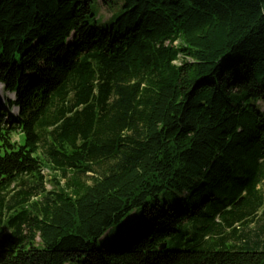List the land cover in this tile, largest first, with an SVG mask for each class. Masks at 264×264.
Instances as JSON below:
<instances>
[{"label": "trees", "instance_id": "16d2710c", "mask_svg": "<svg viewBox=\"0 0 264 264\" xmlns=\"http://www.w3.org/2000/svg\"><path fill=\"white\" fill-rule=\"evenodd\" d=\"M98 1L0 0V264H264V0Z\"/></svg>", "mask_w": 264, "mask_h": 264}, {"label": "rangeland", "instance_id": "374dc122", "mask_svg": "<svg viewBox=\"0 0 264 264\" xmlns=\"http://www.w3.org/2000/svg\"><path fill=\"white\" fill-rule=\"evenodd\" d=\"M122 0H107L106 4H103L101 1H98L96 3H93V11L96 14V19L99 24H105V26H110L112 25V17L113 15L118 13V9L121 5ZM71 38L68 39V42H71ZM10 98L13 99L14 95L11 92L4 91L2 86H0V99L2 100L3 98ZM5 106V105H4ZM260 110L264 111V102L259 103ZM7 113L12 112L13 110L16 112L17 107H9L7 109V106H5ZM11 114V115H10ZM9 116H15L12 113H9ZM13 139L15 141L18 140L17 134L13 136ZM44 147H40V151L43 152ZM43 185L40 186L38 183V180H36L34 177H31L29 175H21L19 176L11 185L6 188L4 193L8 199L7 204H11L15 202L16 200L21 199V197L24 196L25 193L30 192L31 193V199L30 202H35V201H42L43 196L51 191V190H56L55 186L53 184V181L60 182L59 186L64 185L65 179H67L71 172L68 171L66 174V178L64 179L62 175L58 171H52L48 169V167L44 166L43 168ZM89 176L91 173L88 174ZM260 190L264 195V182L260 185ZM230 194H225L224 196L230 197ZM221 204H216L217 207H222L223 203ZM10 202V203H9ZM215 210V209H213ZM264 205L258 209L257 213L254 216V222L253 224H249L246 229L243 230V232L251 234L254 232V230H258L259 228L264 227ZM211 212V211H210ZM13 213V211L9 212L7 210L3 211L2 214V226H3V233L6 234L9 232V230L6 228V219ZM140 216V212H137V214L133 217L137 218ZM132 217V216H131ZM208 219L205 217H196V220L193 223H190L188 225V228L186 231H184L185 238L188 239V241L185 240L184 244L181 246L183 250H188V249H193V248H200V249H211V246L214 245L216 242L215 236H213L210 232L206 230V225H207ZM119 226H115L113 228V236L118 235L119 231ZM235 227H239L240 230L242 229L241 225H235ZM231 229L224 228V234L229 233ZM112 239V238H111ZM38 242V238H36V243ZM234 243L233 240H231L229 243ZM213 249H221L219 245L213 246Z\"/></svg>", "mask_w": 264, "mask_h": 264}, {"label": "water", "instance_id": "95a60500", "mask_svg": "<svg viewBox=\"0 0 264 264\" xmlns=\"http://www.w3.org/2000/svg\"><path fill=\"white\" fill-rule=\"evenodd\" d=\"M165 247H166V244H162V245L160 246L161 249H164Z\"/></svg>", "mask_w": 264, "mask_h": 264}]
</instances>
